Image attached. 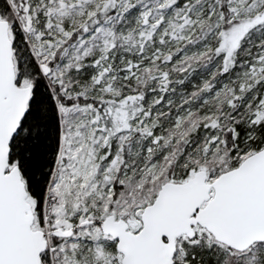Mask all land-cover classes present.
I'll return each instance as SVG.
<instances>
[{"label": "trees", "instance_id": "1", "mask_svg": "<svg viewBox=\"0 0 264 264\" xmlns=\"http://www.w3.org/2000/svg\"><path fill=\"white\" fill-rule=\"evenodd\" d=\"M108 1L93 0L91 14H85L87 18L77 24L78 29L67 40V47L75 42L78 49L83 48L88 38L100 28L111 30L110 39L114 45L127 52L121 67L132 69L133 73L125 80L109 77L106 80L108 87L103 92L105 98L98 99L93 93V105L102 109L110 103L106 97H133L139 110L137 108L138 111L129 112V115L143 113L151 123L143 132L138 131L133 135L132 145L135 137L142 135L144 139L139 146L145 147L151 141L155 145L151 156L153 160L162 159L168 151L174 152L170 158L172 164L168 168L163 167L156 181H151L152 174L148 173L147 180L142 182L139 189L135 185L125 189L128 186L126 183L133 180L132 176L115 183L118 189L126 191L122 192L116 203L111 200L109 207L114 206L120 218L136 224L143 208L154 201L161 186L173 174L183 178L190 175L191 165L196 159L194 155H197L200 163L210 168L209 177L216 178L237 167L245 158L240 160L245 149L243 142L249 131H254L249 140V151L253 153L264 147V8L256 19L253 16L255 13L233 17L228 1H220L213 22L217 23V18H220V27L228 31L235 28V35H239L234 51L226 54L215 38L209 48L195 51L187 48L206 41L202 34L206 28L200 27L191 35V41L183 40L177 46L173 45L175 41L169 35L160 37L156 34L169 21L180 24L188 8L186 0H166L161 8L154 5L153 0H127L121 5H106ZM12 3L13 6L8 0H0V16L10 23L16 81L20 85L32 86L33 93L20 130L11 142L10 163L19 165L28 190V200L41 219L62 141L56 96L62 103L68 102V98L57 81L53 80L51 72H47V75L42 72L31 41L26 39L21 24L14 18L16 12L22 22L25 14H28L25 8L29 6L31 11L37 12V23L43 27L44 17L41 13L44 6L38 0H12ZM138 6L147 10L144 21L138 22L135 18L134 11ZM130 44L132 52L128 50ZM159 50L163 53L150 61L151 54ZM183 50H187L185 55ZM87 54L73 71L69 70L64 76L68 86L76 88L80 83L90 84L99 63L97 46ZM140 54L146 55L145 61L137 59ZM223 83L226 89L218 92L219 98L212 97L208 102H203L208 95L216 94ZM189 110L194 111L191 119L199 125L198 128L194 129L189 121L183 128H172L181 113ZM252 119H257L256 123H252ZM211 131L220 142L216 149L213 147L214 141L212 145L208 143L213 135ZM177 151L180 152L179 157L174 158ZM203 156H207V160L203 161ZM94 221L98 223L100 220ZM133 229L138 231L137 227ZM61 239L64 238L55 237L53 244L57 245ZM178 240L175 264H264V242L254 244L245 252H238L216 241L206 229L199 227L194 239L183 236ZM42 264H49L47 251L42 254Z\"/></svg>", "mask_w": 264, "mask_h": 264}, {"label": "rangeland", "instance_id": "2", "mask_svg": "<svg viewBox=\"0 0 264 264\" xmlns=\"http://www.w3.org/2000/svg\"><path fill=\"white\" fill-rule=\"evenodd\" d=\"M8 1L13 6L12 0ZM38 1L44 6L43 13H41L44 17L43 27L38 25L39 22L37 23V12L31 11L29 6L25 8L28 14H25L22 22L16 12L14 18L21 24L26 39L31 41L33 53L39 59L42 72L44 74L46 72L45 75L51 72L53 80L61 86L62 93L67 96L68 102L62 103L56 96L61 117L62 141L41 219L33 209L35 214L33 227L49 234L54 228L66 229L75 226L77 222L91 220L92 223L78 228L70 238L58 240L57 245L53 244L54 236H47L49 264H121L122 255L116 248V240L104 234L99 223H96L94 219L102 220L109 214L119 219L116 208L109 207L108 204L111 200L116 203L122 196V192L126 190L118 189L115 183L117 181L121 183L125 178L132 176L133 180L126 183L128 186L125 189L134 185L139 189L143 185L142 182L147 180L148 173L152 174L151 181H156L163 172V167L168 168L172 164L170 158L174 152L169 153L168 151L162 159L153 160L151 156L155 145L151 141L145 147L139 146L141 140L144 139L142 135L135 137L136 141L132 145L133 135L138 131L143 132L151 123L150 118L144 116L143 113L138 112L136 116L129 115V112L134 113L137 108L139 110L133 97L125 96L120 99L106 97L110 103L102 109L93 105L91 101L93 93L98 96V99L105 98L103 92L108 87L106 80L109 77L125 80L133 73L132 69L121 67L127 57V52L117 49L110 39L111 30L106 28H100L90 37L91 39L88 38V43L83 48L78 49L75 42L67 47V40L78 29L77 24L87 18L85 14H91L93 0ZM126 1L109 0L106 5L115 3L121 5ZM165 1L153 0V3L161 8ZM220 1L186 0L188 8L183 13L180 24L169 21L158 29L156 34L160 37L169 35L170 39L175 41L173 45L177 46L183 40L191 41V35L202 27L206 28L205 31L202 29L203 39L206 41L199 46L187 47L188 49L195 51V49L209 48L215 38V42H219L222 51L226 54L232 53L239 39L238 33L235 35V28L228 31L220 27V18H217V23L213 22L214 15L219 11ZM227 1L233 11V17L255 13L253 16L256 19L262 14L260 11L264 8V0ZM134 13L136 20L140 22L144 21V13H147V10H142L141 6H138ZM94 46L98 49L99 63L96 65L90 84L80 83L76 88L71 85L69 87L64 76L69 70L73 71L77 63L87 53L94 50ZM61 50L63 52H60ZM128 50L132 52L131 44ZM186 51L183 50V55ZM162 53V50H159L151 54L149 60H156ZM144 54L137 56L140 62L146 60ZM54 58L56 60H53ZM52 62L54 63L51 65ZM224 89H226L225 83L216 90V94L208 95L203 102H208L212 97L219 98L218 92ZM193 112L189 110L181 113L172 128H183L188 121L194 125V129L198 128L199 125L191 119ZM256 121L257 119H252V123ZM253 132V130L249 131V135L243 142L245 149H243L244 154L240 156V160L251 154L249 140L253 137L251 135ZM216 139L215 133L208 139L210 145L214 141L215 149L220 143ZM178 151L174 158L179 157L180 152ZM194 156L196 159L191 165L190 175L183 178L173 174L169 182H184L197 170H207L209 173L210 168L200 163L197 155ZM204 160H207V156H203ZM214 178L209 177L208 182ZM139 221L140 219L136 224L130 223L129 230L136 232L133 229L135 227L139 230L141 227V221ZM246 258L250 259L248 256Z\"/></svg>", "mask_w": 264, "mask_h": 264}, {"label": "water", "instance_id": "3", "mask_svg": "<svg viewBox=\"0 0 264 264\" xmlns=\"http://www.w3.org/2000/svg\"><path fill=\"white\" fill-rule=\"evenodd\" d=\"M9 27L0 19V264H42L47 235L68 238L92 221L57 227L49 234L32 227L35 216L20 167H9L11 142L28 112L33 88L17 84ZM207 180V171L198 170L184 182L163 184L144 207L138 232L113 214L102 219V232L117 240L121 264H175L177 239H194L197 226L239 252L264 242V147Z\"/></svg>", "mask_w": 264, "mask_h": 264}]
</instances>
